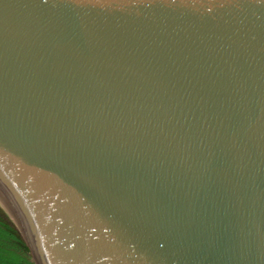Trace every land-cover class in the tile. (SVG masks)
Masks as SVG:
<instances>
[{
  "label": "water",
  "instance_id": "95a60500",
  "mask_svg": "<svg viewBox=\"0 0 264 264\" xmlns=\"http://www.w3.org/2000/svg\"><path fill=\"white\" fill-rule=\"evenodd\" d=\"M0 206L33 264H264V0H0Z\"/></svg>",
  "mask_w": 264,
  "mask_h": 264
},
{
  "label": "trees",
  "instance_id": "16d2710c",
  "mask_svg": "<svg viewBox=\"0 0 264 264\" xmlns=\"http://www.w3.org/2000/svg\"><path fill=\"white\" fill-rule=\"evenodd\" d=\"M0 264H33L20 233L0 206Z\"/></svg>",
  "mask_w": 264,
  "mask_h": 264
}]
</instances>
